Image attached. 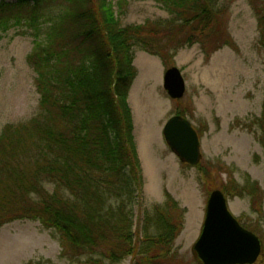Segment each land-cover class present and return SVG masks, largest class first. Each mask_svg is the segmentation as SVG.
Segmentation results:
<instances>
[{
  "label": "trees",
  "instance_id": "16d2710c",
  "mask_svg": "<svg viewBox=\"0 0 264 264\" xmlns=\"http://www.w3.org/2000/svg\"><path fill=\"white\" fill-rule=\"evenodd\" d=\"M156 1L169 17L124 24L119 15L126 0L117 1L118 10L112 0H0V36L21 25L34 36L28 62L40 94L35 116L0 133V226L39 221L58 235L61 256L72 264L126 258L187 264L174 250L185 207L165 191L164 201L142 212L144 181L128 101L135 48L165 65L196 43L207 59L225 45L235 48L227 30L234 0ZM247 1L264 46V0ZM252 124L264 154V98ZM233 182L223 186L226 195L248 194L251 207L261 205L257 181L247 175L245 183Z\"/></svg>",
  "mask_w": 264,
  "mask_h": 264
},
{
  "label": "rangeland",
  "instance_id": "374dc122",
  "mask_svg": "<svg viewBox=\"0 0 264 264\" xmlns=\"http://www.w3.org/2000/svg\"><path fill=\"white\" fill-rule=\"evenodd\" d=\"M118 10L117 1L112 0ZM122 23H143L169 17L156 0H126ZM52 8H58L55 3ZM227 30L235 48L225 45L206 58L196 43L180 49L167 65L158 56L135 48L137 75L129 90L134 134L145 141V152L154 162V188L147 189L143 174L142 212L152 202H161L168 191L185 207L184 227L174 250L187 264H198L193 246L205 218L207 200L214 189L245 183L247 175L262 190L261 205L251 207V196L227 195L229 208L241 223L258 225L264 235V154L251 125L262 111L264 98V46L258 43L256 16L247 0H234ZM34 36L26 25L15 26L0 36V133L8 123L27 121L39 112L40 94L36 73L28 62ZM178 66L186 81L182 98H171L163 87L164 72ZM198 129L202 159L198 166L181 161L163 135V127L178 111ZM232 182V184H230ZM258 199V198H257ZM260 202V201H259ZM258 203V201H257ZM262 255L257 264H264ZM58 235L39 221L13 220L0 226V264H26L52 260L72 264L61 256ZM118 264H130L126 258Z\"/></svg>",
  "mask_w": 264,
  "mask_h": 264
},
{
  "label": "water",
  "instance_id": "95a60500",
  "mask_svg": "<svg viewBox=\"0 0 264 264\" xmlns=\"http://www.w3.org/2000/svg\"><path fill=\"white\" fill-rule=\"evenodd\" d=\"M163 87L173 99L184 96L186 81L180 67L165 70ZM163 135L181 161L200 165L201 140L189 118L181 114L170 116ZM193 249L202 264H254L262 255L263 242L257 233L240 223L229 208L226 194L217 188L208 197L203 227Z\"/></svg>",
  "mask_w": 264,
  "mask_h": 264
},
{
  "label": "bare ground",
  "instance_id": "6f19581e",
  "mask_svg": "<svg viewBox=\"0 0 264 264\" xmlns=\"http://www.w3.org/2000/svg\"><path fill=\"white\" fill-rule=\"evenodd\" d=\"M138 144H139V153H140V157H141V161H142L144 174L148 179L147 189L150 190L151 188H154V186H155L154 178H153L154 162L151 158H149V156H147V154L145 152V149H144L145 141L140 140Z\"/></svg>",
  "mask_w": 264,
  "mask_h": 264
},
{
  "label": "crops",
  "instance_id": "0c3cea01",
  "mask_svg": "<svg viewBox=\"0 0 264 264\" xmlns=\"http://www.w3.org/2000/svg\"><path fill=\"white\" fill-rule=\"evenodd\" d=\"M129 101H130V100H129ZM134 124H135V127H137V126H136L137 124H136L135 120H134Z\"/></svg>",
  "mask_w": 264,
  "mask_h": 264
},
{
  "label": "flooded vegetation",
  "instance_id": "af4514ba",
  "mask_svg": "<svg viewBox=\"0 0 264 264\" xmlns=\"http://www.w3.org/2000/svg\"><path fill=\"white\" fill-rule=\"evenodd\" d=\"M197 129V128H196ZM197 131H198V129H197ZM198 133H199V131H198Z\"/></svg>",
  "mask_w": 264,
  "mask_h": 264
}]
</instances>
